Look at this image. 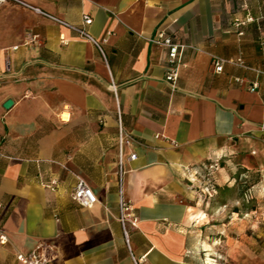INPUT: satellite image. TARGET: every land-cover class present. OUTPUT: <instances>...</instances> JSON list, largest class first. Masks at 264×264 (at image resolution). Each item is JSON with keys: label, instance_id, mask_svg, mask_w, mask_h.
Returning <instances> with one entry per match:
<instances>
[{"label": "crops", "instance_id": "0c3cea01", "mask_svg": "<svg viewBox=\"0 0 264 264\" xmlns=\"http://www.w3.org/2000/svg\"><path fill=\"white\" fill-rule=\"evenodd\" d=\"M18 1L0 0V264H264V21L232 26L264 0ZM158 32L184 47L173 93ZM218 162L238 189L220 207L197 184Z\"/></svg>", "mask_w": 264, "mask_h": 264}, {"label": "built area", "instance_id": "2783aa9c", "mask_svg": "<svg viewBox=\"0 0 264 264\" xmlns=\"http://www.w3.org/2000/svg\"><path fill=\"white\" fill-rule=\"evenodd\" d=\"M13 1L21 3L18 0H13ZM35 11L37 13H41L37 9ZM43 15L46 16L48 19L54 21L55 23L66 26L71 30L75 31L76 33H78V35L81 38L92 43L101 52L100 44L96 40H94L84 29L70 26L65 22L53 18L47 14H43ZM259 21H264V15H261L258 18L247 15L243 20L234 19L232 22V26L238 30L237 34L239 36H242L243 35L242 29L244 27L248 26L249 24L257 23ZM83 22L85 25H89L91 23V19L88 17H84ZM150 42L166 49L167 68L164 75V80L169 85L170 90L173 93L177 90V81L179 77V72L181 68L184 67L181 61V53L184 47L179 44L173 43L171 38L168 35H166L164 32L156 33L150 39ZM224 63H226L225 60H222L218 57H213V65H214L215 73L219 74L222 72ZM238 63L242 64L241 61H238ZM256 89H257V84H252L250 90L253 91ZM4 158H5L4 155L0 152V162ZM131 159H135V155L131 156ZM209 169L213 170L214 166L209 167ZM52 185H55V182H53ZM72 199L77 205L83 208H91L94 204L97 203V199L92 193V191L81 180L77 182L73 190ZM118 208H119V222L123 231V235L125 237V241L126 243H128L127 228L128 227L136 228L137 217L135 216L134 210L130 203L124 202L123 200H119ZM6 242H7L6 238L0 234V244L4 245ZM16 260L21 264H47V261L45 259L41 258L38 254L34 252L27 255L19 254L16 256Z\"/></svg>", "mask_w": 264, "mask_h": 264}, {"label": "rangeland", "instance_id": "374dc122", "mask_svg": "<svg viewBox=\"0 0 264 264\" xmlns=\"http://www.w3.org/2000/svg\"><path fill=\"white\" fill-rule=\"evenodd\" d=\"M216 166V167H215ZM222 165L221 162L215 163L214 169L210 170L209 166L206 167L204 173L198 178V193L201 195L202 201L205 200L203 203H208L210 201V205L215 202L217 207L222 205V198L227 197H235L238 195L237 186L232 187L231 189H227L225 186H217L216 182L214 181L215 176L220 171ZM233 177L236 178L238 175L237 166L235 165V170ZM197 182V181H195ZM215 207V206H214ZM247 211L253 209V203H247L246 208ZM232 211H237L236 207L231 208ZM254 219H251L253 222ZM222 221L221 218L216 219L215 224L220 225Z\"/></svg>", "mask_w": 264, "mask_h": 264}, {"label": "water", "instance_id": "95a60500", "mask_svg": "<svg viewBox=\"0 0 264 264\" xmlns=\"http://www.w3.org/2000/svg\"><path fill=\"white\" fill-rule=\"evenodd\" d=\"M12 102L11 101H7L4 105L5 108H9L11 106Z\"/></svg>", "mask_w": 264, "mask_h": 264}]
</instances>
